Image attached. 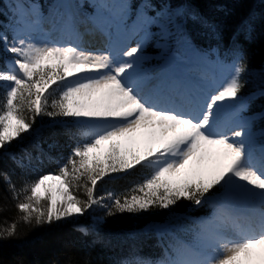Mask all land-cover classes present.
I'll list each match as a JSON object with an SVG mask.
<instances>
[{
  "label": "snow or ice",
  "instance_id": "snow-or-ice-1",
  "mask_svg": "<svg viewBox=\"0 0 264 264\" xmlns=\"http://www.w3.org/2000/svg\"><path fill=\"white\" fill-rule=\"evenodd\" d=\"M13 7L10 29L0 31L11 57L0 68V152L21 168L40 159L39 143L36 157L7 153L22 134L38 135V117L50 118L76 142L54 174L24 180L18 188L0 173L18 213L0 227V239L16 235L21 222L51 224L94 208L106 217L140 214L168 210L183 199L213 209L210 218L194 222V244L172 237L161 258L133 255L115 264H264V132L257 146L247 118L221 119L224 102L239 101L247 83L241 82L248 72L242 53L235 50L228 77L208 91L143 69L150 44L170 53L167 41L180 28L182 9L164 5L156 11L145 0L129 23L127 0H56L47 13L36 0ZM85 35H99L102 46L90 48ZM258 95L264 96V76L251 98ZM137 169L141 176L128 187L97 194L106 178L122 179ZM146 228L160 235L171 231ZM76 230L89 234L82 226Z\"/></svg>",
  "mask_w": 264,
  "mask_h": 264
},
{
  "label": "trees",
  "instance_id": "trees-1",
  "mask_svg": "<svg viewBox=\"0 0 264 264\" xmlns=\"http://www.w3.org/2000/svg\"><path fill=\"white\" fill-rule=\"evenodd\" d=\"M54 0H40L46 11ZM141 0H133L137 5ZM13 0H0V31L10 29L14 18ZM155 9L169 4L173 9H182L183 14L177 17L179 30L174 36L177 48L187 41L208 48L216 46L219 51L237 46L242 50L243 63L248 72L241 82L247 81L238 95L243 98L257 90V85L264 76V0H149ZM241 24L245 25L244 29ZM9 38L11 32L8 31ZM154 52L152 44L147 47ZM10 54L3 51L0 44V68L10 60ZM4 89L0 88V99ZM264 106L263 98L257 105L259 110ZM260 111V110H259ZM59 119V118H58ZM71 123L70 121H66ZM38 135L22 134L23 140L14 141L7 148V153L20 157L24 151L31 152L33 157L39 155L35 145L39 143L44 154L40 159H33L25 168L18 167L11 156L0 152V173H7L17 187L22 181L31 180L39 175L55 173L76 141L63 135V129L53 127L48 117H38L34 125ZM76 129L74 128L73 131ZM55 142L54 147H49ZM27 163V162H26ZM137 169L122 179L101 182L97 194L108 189L122 190L137 180L142 173ZM15 201L7 190V185L0 180V227H5L17 218ZM191 210V211H189ZM206 205L194 208L191 202L180 200L168 210L153 209L140 214H116L106 217L105 210L94 211L96 218L90 215L72 217L54 221L51 224L35 226L34 224L18 225L16 235L0 239V264H115L121 258L133 255L144 258H161L164 246L172 239L190 238L187 217H197L208 212ZM93 216V215H92ZM172 223L169 234L160 235L153 226ZM96 225L88 235L76 230L77 226ZM146 226L153 228L149 231ZM99 228V229H97ZM101 230V232H98Z\"/></svg>",
  "mask_w": 264,
  "mask_h": 264
},
{
  "label": "bare ground",
  "instance_id": "bare-ground-1",
  "mask_svg": "<svg viewBox=\"0 0 264 264\" xmlns=\"http://www.w3.org/2000/svg\"><path fill=\"white\" fill-rule=\"evenodd\" d=\"M106 2H108V3H119L118 0H116V2H115V0H106ZM20 3H23V2L21 1ZM244 26H245V25L241 24V27H242L243 29L245 28ZM80 31H81V32L84 31V26H83V25L80 26ZM84 40L86 41L87 46H89L90 48H93V49L102 46V43H103V39H102V37H100L99 35H85V36H84ZM150 75H152V73H151ZM158 77H161V76L158 75ZM210 82H211L210 80H207V81H206V79L201 78V79L198 80L197 82H194L193 85L197 86L198 88H205V87H208L207 85H208ZM183 84H184V85H187V86H192V85H190L188 82L183 83ZM226 102H227V101H225L224 104H225ZM226 111H227V109H226V107H224V110H223V112H222V114H221V119H223V117L225 116ZM229 116H230V113L226 114L225 119H223V120H231V121H233V122H238V119H237V118H236V119H233V118H231V117H229ZM97 209H98V210H101L100 208H94V209H92V210L89 211V214H90V216L92 217V219H95V216H94L93 213H94V211H96ZM92 215H93V216H92Z\"/></svg>",
  "mask_w": 264,
  "mask_h": 264
},
{
  "label": "rangeland",
  "instance_id": "rangeland-1",
  "mask_svg": "<svg viewBox=\"0 0 264 264\" xmlns=\"http://www.w3.org/2000/svg\"><path fill=\"white\" fill-rule=\"evenodd\" d=\"M69 2H73V0H68ZM23 3L25 2V1H22ZM54 2H56V0H54V1H52V3H54ZM60 2H64V0H60ZM19 3V2H18ZM51 3V4H52ZM25 4H29V3H25ZM48 10H49V8H48ZM46 13H47V11H46ZM129 23H131V22H129ZM46 28H47V25L45 26ZM54 36H55V34H53ZM167 45H168V42H167ZM187 48V44H185V46H184V51H185V49ZM158 50V55L159 56H157V55H155L154 57H152V58H150V57H148V59L147 60H145V62L143 63V69L145 68H150L151 67V65H152V67L150 68V69H152V68H154L155 70H153V71H156V69H158V67L160 66L159 64H160V59H161V57H163V56H165V55H163L162 53H161V49H157ZM145 55V54H144ZM146 56V55H145ZM147 57V56H146ZM145 71V70H144ZM146 72V71H145ZM231 101H227L226 102V104H227V107H228V109L229 108H231V107H229V105H233V101L230 103ZM254 141H255V143H256V141L257 140H255L254 139ZM85 214H87V215H90L89 214V212L88 213H85ZM84 214V216H85V218H87V215H85ZM77 217H80V216H77Z\"/></svg>",
  "mask_w": 264,
  "mask_h": 264
}]
</instances>
